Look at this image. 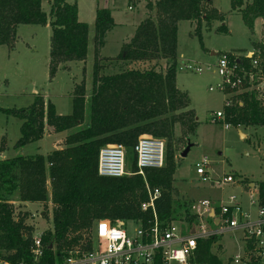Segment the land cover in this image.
Segmentation results:
<instances>
[{
    "label": "trees",
    "instance_id": "obj_1",
    "mask_svg": "<svg viewBox=\"0 0 264 264\" xmlns=\"http://www.w3.org/2000/svg\"><path fill=\"white\" fill-rule=\"evenodd\" d=\"M49 3L50 10L46 13L42 0H0V46L10 49L15 46L20 25L49 22L50 77L53 78L59 68L67 69L69 62L87 58L90 25L79 19L76 2L50 0ZM146 9L147 16L115 58L125 64L148 62L149 65L137 67L129 63V67L116 72H101L100 60L106 57H100L99 51L106 33L116 22L110 8L97 6L90 95L84 81L76 83L72 112L65 115L59 114L42 95H36L27 107H0L22 120L16 148L42 139L46 126L54 133L70 131L65 146L55 148L48 159L39 152L0 158V262L55 264L72 249H88L94 224L100 219L138 220L147 227L154 223L155 212L163 225L176 220L173 181L175 153L181 140L176 132L189 135L197 124L195 111L189 108V94L177 84L178 23L192 22L194 35L200 40L203 26L209 28L213 21L222 23L216 32L227 33L228 29L225 13L213 5V0H147ZM231 9L241 15L251 34L255 21L264 20V0H231ZM252 48V57L246 49L221 55H227L231 63L242 68L238 70L241 76L246 71L264 77V43L253 40ZM254 59L258 60L256 67L252 64ZM247 80L241 91L226 90L231 103L224 105L225 121L234 126H264V91L252 87ZM142 137L166 140L162 167L146 168L140 174L135 159L131 175L98 174L102 147L123 144L134 151V145ZM240 182L247 185L246 182L254 181L243 177ZM256 187L259 204L264 206V180L257 181ZM155 190L158 195L153 201L154 208L143 209L142 205L150 201ZM16 201L52 204V228L42 234L44 255L38 261L32 253L35 233L34 227L27 223L29 213L16 212ZM185 210L186 220L193 221L189 205ZM218 239L216 235L199 238L189 263L225 264L212 250ZM245 248L249 252L252 244Z\"/></svg>",
    "mask_w": 264,
    "mask_h": 264
},
{
    "label": "rangeland",
    "instance_id": "obj_2",
    "mask_svg": "<svg viewBox=\"0 0 264 264\" xmlns=\"http://www.w3.org/2000/svg\"><path fill=\"white\" fill-rule=\"evenodd\" d=\"M50 0H42L43 10L49 13ZM76 2L78 16L87 22L89 41L93 44L94 20L96 7H108L115 17L116 26L106 33L105 52L115 56L100 57L115 58L123 52V46L134 35L136 27L147 16V0H67ZM156 1V0H151ZM213 5L225 13L227 33H218L216 28L222 23L213 21L208 28H202V40L194 35V24L188 20L178 23L177 47V84L189 94L190 105L196 114L195 130L189 135L176 132L181 140L176 151V170L173 185L174 208H177L176 226L187 233L181 222L186 221V207L199 199H212L217 203H229V196L235 195L243 210H256L249 206V189L256 188L257 181L264 180V126H226V121L214 120L217 111L224 112L226 94L215 88L220 81L216 73V63L219 56L235 49H246L249 56L253 54L252 41L264 43V20L255 21L254 34H251L241 15L231 9V0H213ZM50 34L49 22L45 25L23 24L17 29V41L13 48L0 46V107L22 108L30 106L36 95H42L45 101L51 102L59 114L72 112V91L76 83H86L87 94L90 95L92 66L91 60L71 61L67 69L59 68L55 77H50ZM95 40V36H94ZM104 45V44H103ZM90 46V44H89ZM118 53V54H117ZM101 58L102 73L116 72L125 69V64L115 58ZM87 59V58H86ZM154 63V62H152ZM200 67V71L190 70L186 65ZM133 66L143 67L148 62L136 63ZM161 68V67H159ZM264 91V77L253 84ZM213 87L214 90L209 88ZM253 87V86H252ZM22 120L14 115L0 110V156L9 158L18 155L42 153L45 159L55 149L64 145L65 136L70 131L54 133L45 127L43 138L23 147H14L19 139ZM243 134V135H242ZM166 143V140L163 139ZM188 140L193 143L185 157L180 153ZM136 155L132 148H127V174H132V166ZM206 160L207 175L210 180L203 181L197 174V163ZM235 177V182L220 184L226 175ZM237 175V176H236ZM243 177L254 182H240ZM257 200L258 193L254 191ZM16 212L27 211V223L34 227L36 236L52 228V204L14 202ZM46 214V216H45ZM138 225L127 222V229L133 232ZM206 226L213 228L209 221ZM219 246L212 250L222 261L229 257L244 254L245 240L242 230H234L219 236ZM190 264V263H189ZM241 264V263H238Z\"/></svg>",
    "mask_w": 264,
    "mask_h": 264
},
{
    "label": "built area",
    "instance_id": "obj_3",
    "mask_svg": "<svg viewBox=\"0 0 264 264\" xmlns=\"http://www.w3.org/2000/svg\"><path fill=\"white\" fill-rule=\"evenodd\" d=\"M249 56V54H248ZM251 54L249 57H252ZM254 67L258 66V60L252 61ZM190 70L200 71V67L188 64ZM236 63H231L227 55H221L217 59L216 73L220 81L215 88L221 89L225 94V104L230 105V93L226 90L241 91V86L247 80L249 74L240 70ZM259 75V72L257 73ZM249 75L248 84L254 86L257 79L263 76ZM214 90L213 87L209 88ZM225 120V113L217 111L214 120ZM229 126V123H225ZM136 154V165L138 173L144 174L146 168H160L165 159V141L156 137H142L134 145ZM51 165V164H50ZM49 165V166H50ZM206 165L203 160L197 163V174L203 181L210 180L207 175ZM98 174L103 177H122L127 174V149L123 144H112L100 149L98 157ZM235 182V177L226 175L220 184ZM246 185V184H245ZM251 185V184H250ZM254 185V184H253ZM256 187V185H255ZM249 206L256 210H243L235 195L229 196V203H217L212 199H199L190 204L193 221H183L181 224L187 229L176 226V220L163 225L158 222L154 212V223L144 227L138 220L100 219L93 227L92 241L86 250L75 248L70 250L63 258L55 264H189L197 249V240L209 236H221L234 230H242L245 243L252 244V249L245 252L241 257H232L229 264H247L253 261L256 264H264V206L254 198L257 188L248 190ZM258 193V192H257ZM158 195V190L150 196V201L143 204V209L153 206V201ZM254 209V208H253ZM154 210V209H153ZM135 222L138 226L133 232L127 229V222ZM213 228L206 226L208 222ZM194 231V233H192ZM34 260L38 261L44 255L42 234L34 235V246L32 249ZM0 264H10L1 261Z\"/></svg>",
    "mask_w": 264,
    "mask_h": 264
},
{
    "label": "crops",
    "instance_id": "obj_4",
    "mask_svg": "<svg viewBox=\"0 0 264 264\" xmlns=\"http://www.w3.org/2000/svg\"><path fill=\"white\" fill-rule=\"evenodd\" d=\"M114 19H115V17H114ZM109 32V31H108ZM94 36H95V34H94ZM94 36H93V44L91 45V42L89 41V43H88V55H87V59H85V60H83L82 62H84V61H88V60H91V58L92 57H94V56H92L93 55V53H94ZM131 39V38H130ZM129 42V41H128ZM126 43V42H125ZM89 44H90V46H89ZM104 48H105V43H104V45H103V47L101 48V54L103 55V56H115V55H113V54H109L108 52H105V50H104ZM118 54V53H117ZM249 54V53H248ZM92 56V57H91ZM61 133V132H60ZM66 137V136H65ZM0 158H2L1 156H0ZM251 185H253V183L251 184ZM254 185H256V183H254ZM257 188V187H256ZM217 245V247L219 246V248H222V247H220V246H222V245H220V243H219V239H218V241L213 245V246H216ZM246 243H245V247H246ZM213 248V247H212ZM246 252V248H244V253ZM216 254V253H215ZM218 256V255H217ZM230 257L226 260V261H223L225 264H229V261H230Z\"/></svg>",
    "mask_w": 264,
    "mask_h": 264
},
{
    "label": "water",
    "instance_id": "obj_5",
    "mask_svg": "<svg viewBox=\"0 0 264 264\" xmlns=\"http://www.w3.org/2000/svg\"><path fill=\"white\" fill-rule=\"evenodd\" d=\"M242 135H243V134H242ZM192 146H193V143H191V142L188 140V142H187L185 148L181 151L180 156H181V157H185V156L188 154V152L190 151V149H191ZM192 233H194V231H192Z\"/></svg>",
    "mask_w": 264,
    "mask_h": 264
}]
</instances>
